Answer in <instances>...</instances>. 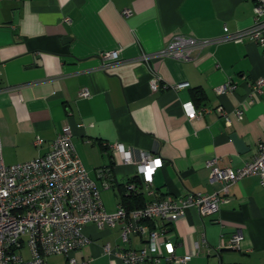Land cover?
<instances>
[{
    "label": "crops",
    "instance_id": "1",
    "mask_svg": "<svg viewBox=\"0 0 264 264\" xmlns=\"http://www.w3.org/2000/svg\"><path fill=\"white\" fill-rule=\"evenodd\" d=\"M254 5L255 0H0L2 162L44 155L67 127L108 212L125 208V185L139 182L140 152L162 160L151 194L136 184L144 204L218 191V184L209 183L206 162L216 159L219 168L237 169L264 142V89L250 94L251 84L264 78V48L244 37L242 43L195 52L196 62L156 56L174 36L212 40L223 36V27L229 34L252 28ZM111 51H118L117 61L99 57ZM142 55L149 59L140 61ZM154 76L160 87L151 92ZM182 83L188 86L173 89ZM225 83L232 89L217 95L215 88ZM84 88L87 99L78 97ZM186 102L206 111L189 120ZM219 106L230 114L240 109L242 118L226 123ZM37 137L43 140L39 146ZM116 144L130 150L133 163L122 161ZM170 227L175 255H192L188 264H264V187L257 177H246L229 188L228 202L215 214L201 217L190 208ZM236 231L243 238L231 249L229 237ZM82 233L87 243L74 252L77 262L123 264L116 256L121 248L143 245L139 235L123 244L119 226L99 230L88 224ZM159 251L166 254L164 247ZM46 261L68 264L60 255Z\"/></svg>",
    "mask_w": 264,
    "mask_h": 264
},
{
    "label": "built area",
    "instance_id": "2",
    "mask_svg": "<svg viewBox=\"0 0 264 264\" xmlns=\"http://www.w3.org/2000/svg\"><path fill=\"white\" fill-rule=\"evenodd\" d=\"M122 14L127 16L129 11L124 10ZM253 19L257 23L252 28L236 34H229L228 29L223 27L224 34L217 39L174 36L156 57L196 62L199 57L193 55L195 52L200 54L205 48L226 41L242 43L244 37L264 48V0H255ZM99 57L110 63L119 59V53L104 52ZM148 59L149 56L142 55L140 61L146 62ZM159 83L157 77H152L149 81L150 91L156 92ZM187 86V83L177 84L173 89ZM250 88L251 95L261 94L264 78L255 80ZM231 89L225 83L214 91L217 95H223ZM78 97L89 98V90H80ZM183 108L189 120L206 111L194 109L191 102L184 103ZM216 111L228 124L232 117L236 120L242 118L240 109L230 114L219 106ZM71 137L70 129L64 127L51 141L50 149L44 155L8 166L2 162L0 146V264H47V258L53 255L65 257L68 264H89L87 261L77 262L73 255L87 243L82 230L88 224H93L99 230L105 226H119L123 244L128 242L131 235L143 238L140 249L121 248L116 253L123 264H160L162 260L168 264H188L192 255H175L170 226L190 208L196 209L201 217L215 214L220 205L228 202L229 188L246 177H257L264 187V142H261L257 144L252 159L237 169L219 168L216 159L206 162L209 183L220 186L212 194L189 193L182 198L166 196L146 203L142 208L127 211L119 205L113 212H108L103 206L99 188L76 154ZM42 143L43 140L38 137L34 141L36 146ZM114 150L124 163H133L130 150L122 144L114 145ZM156 159L161 161L162 166L161 158L140 152L139 161L135 163L140 185L145 187L148 194H151L148 188L153 175L161 166L155 169L150 180L145 172ZM125 190L128 193L136 192L137 185L128 182ZM242 238L241 232L236 231L230 235L228 247L239 248ZM161 247L165 248V255L160 253ZM194 250L195 253L199 250L197 243H194ZM104 251L108 254L109 247L106 246Z\"/></svg>",
    "mask_w": 264,
    "mask_h": 264
},
{
    "label": "trees",
    "instance_id": "3",
    "mask_svg": "<svg viewBox=\"0 0 264 264\" xmlns=\"http://www.w3.org/2000/svg\"><path fill=\"white\" fill-rule=\"evenodd\" d=\"M130 182H134L135 184H137V183L139 184V182L136 180H131ZM123 202L125 205V209L127 211L142 208L144 206L142 195L136 194L135 192H130L127 197H124Z\"/></svg>",
    "mask_w": 264,
    "mask_h": 264
},
{
    "label": "clouds",
    "instance_id": "4",
    "mask_svg": "<svg viewBox=\"0 0 264 264\" xmlns=\"http://www.w3.org/2000/svg\"><path fill=\"white\" fill-rule=\"evenodd\" d=\"M190 108V105L188 106ZM161 166V161L159 159H156L153 164L149 165L146 169V178L151 179L152 174L154 173L155 169Z\"/></svg>",
    "mask_w": 264,
    "mask_h": 264
},
{
    "label": "water",
    "instance_id": "5",
    "mask_svg": "<svg viewBox=\"0 0 264 264\" xmlns=\"http://www.w3.org/2000/svg\"><path fill=\"white\" fill-rule=\"evenodd\" d=\"M231 139L234 141V143L238 146L239 149L243 148L242 141L239 140L236 135H232Z\"/></svg>",
    "mask_w": 264,
    "mask_h": 264
},
{
    "label": "rangeland",
    "instance_id": "6",
    "mask_svg": "<svg viewBox=\"0 0 264 264\" xmlns=\"http://www.w3.org/2000/svg\"><path fill=\"white\" fill-rule=\"evenodd\" d=\"M7 166H8V165H7ZM24 255L27 256L25 251H24Z\"/></svg>",
    "mask_w": 264,
    "mask_h": 264
}]
</instances>
